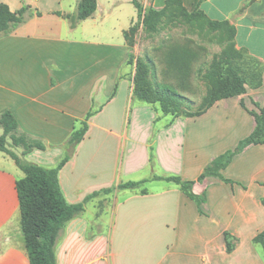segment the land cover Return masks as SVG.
I'll use <instances>...</instances> for the list:
<instances>
[{
	"label": "crops",
	"instance_id": "1",
	"mask_svg": "<svg viewBox=\"0 0 264 264\" xmlns=\"http://www.w3.org/2000/svg\"><path fill=\"white\" fill-rule=\"evenodd\" d=\"M78 1L0 0L13 13L26 9L24 23L0 37V114L11 112L18 132L44 147L24 153L8 138L6 148L24 166L55 169L67 157L60 190L66 203L82 206L63 227L56 264H264L255 242L264 232V144L198 180L253 132L250 112L264 111V0H180L233 25L246 92L178 117L133 96L124 36L137 21L132 1L96 0L92 16L72 28L64 16ZM136 1L159 10L167 0ZM84 122V138L70 147ZM154 175L193 181V198L160 180L146 193L117 189ZM23 176L0 152V264H29L16 191Z\"/></svg>",
	"mask_w": 264,
	"mask_h": 264
},
{
	"label": "trees",
	"instance_id": "2",
	"mask_svg": "<svg viewBox=\"0 0 264 264\" xmlns=\"http://www.w3.org/2000/svg\"><path fill=\"white\" fill-rule=\"evenodd\" d=\"M131 1L137 11V19L141 20L149 29H154L153 19L155 15H159V11L157 12L152 8L145 9L136 0ZM174 1L182 5L180 0H167L162 9H166ZM96 7V0H79L76 13L74 15H65L64 17L70 21V25L73 28L79 22L90 18L95 12ZM194 12L202 14L197 8ZM25 20L26 9L13 13L5 4L0 2V37L15 30L19 25L24 23ZM210 23L217 26H228V21H210ZM231 29H233L234 32V27ZM132 31L133 27L124 33L126 40H128L130 32ZM186 56H188L187 53H178L175 49L170 50L168 53L170 65L174 66L180 75L187 74L188 60ZM222 71L223 72H221V69L216 70L219 74L217 83L221 87V97L211 100L204 110L212 106L218 100L240 96L246 92L240 72L236 70L230 62H225ZM144 76L145 66L141 64V62H138L134 75L133 96L138 101H143L151 105L158 102L154 96H157L159 93L155 92V94H153L150 91L148 92V86L144 82ZM171 93V88L168 87L166 95L172 97ZM174 98L180 101L179 97L174 96ZM160 107V111L163 115L178 117V114H171V110L164 102L160 104ZM203 111L188 116H196ZM250 113L255 120L253 132L243 139L234 151L221 156L206 167L204 173L199 177V181L208 176L216 175L219 170L223 169L227 163H229L234 154L242 151L246 147L264 144V111L260 109L258 112ZM90 116L91 114H88L86 120ZM0 129L2 130V135L0 136V152L11 157L24 174L23 178L16 182V191L20 207L21 229L28 253L29 264H56L54 249L63 227L69 220L82 211V206L80 204L69 205L66 203L60 190L58 171L68 158L66 157L55 169H45L36 165H21L18 158L6 148V141L8 138L14 146L22 147L24 153H28L32 149L43 150V145L40 143L30 144L26 136L18 132V123L9 111H4L0 114ZM86 132L87 124L84 122L80 129L75 130L71 134L68 140L70 147H75L84 138ZM161 180L178 185L187 197L193 198V181H184L176 176L166 177L160 179V181ZM145 182L146 181L120 184L117 186V189L134 191ZM109 191L110 190H106V192ZM146 192V190L141 191V193ZM255 242L261 244L264 248V232L256 236Z\"/></svg>",
	"mask_w": 264,
	"mask_h": 264
},
{
	"label": "rangeland",
	"instance_id": "3",
	"mask_svg": "<svg viewBox=\"0 0 264 264\" xmlns=\"http://www.w3.org/2000/svg\"><path fill=\"white\" fill-rule=\"evenodd\" d=\"M162 10H156L159 15H155L153 19L154 29H149L137 19L127 40L135 71L136 64L141 62L145 66L144 82L148 86V92L159 93L154 96L158 102L151 105L136 100L159 111L160 104L164 102L171 114L178 116L199 113L211 100L221 97V87L217 83L219 74L216 70L221 69L223 72L225 62H230L238 70L234 60L242 57V54L234 47L233 25L229 22L228 26L212 25L202 14L186 10L177 1ZM173 49L178 53L188 54L187 74L180 75L170 65L168 53ZM168 87L171 88L172 97L166 95ZM174 96L179 97L180 101L175 100ZM161 114L163 115L162 112ZM28 142L32 144L34 141L28 139ZM152 159L150 147V162ZM166 177L170 176H151L134 191L150 189L151 186L146 185L148 182ZM156 186L160 185H154V189Z\"/></svg>",
	"mask_w": 264,
	"mask_h": 264
}]
</instances>
